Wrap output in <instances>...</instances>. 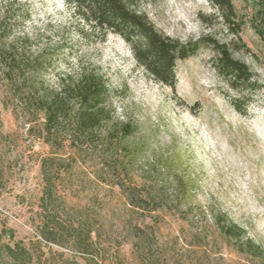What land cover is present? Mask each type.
<instances>
[{"label":"rangeland","instance_id":"1","mask_svg":"<svg viewBox=\"0 0 264 264\" xmlns=\"http://www.w3.org/2000/svg\"><path fill=\"white\" fill-rule=\"evenodd\" d=\"M232 2L248 49L231 54L250 81L231 84L203 45L176 61L170 87L120 35L102 38L66 0H0L8 34L0 47L25 38L30 54L49 56L40 75L51 88L67 75L102 76L113 122L133 127L119 159L100 145L115 124L102 128L96 149L50 147L42 115L27 123L0 65V232L12 234L0 237V264H264V24L259 35L248 21L254 0ZM135 9L170 40L236 41L206 0H136ZM43 159L60 170L51 213L41 201ZM115 183L144 185L132 199L140 206ZM146 190L161 205L139 201ZM231 224L244 230L241 241L223 233ZM245 239L263 254L248 253ZM16 243L18 260L1 251Z\"/></svg>","mask_w":264,"mask_h":264},{"label":"trees","instance_id":"2","mask_svg":"<svg viewBox=\"0 0 264 264\" xmlns=\"http://www.w3.org/2000/svg\"><path fill=\"white\" fill-rule=\"evenodd\" d=\"M66 1L75 7L82 19L102 38L109 32L120 35L130 45L137 63L162 84L174 87L176 61L192 57L203 45H209L215 50L217 58L214 67L231 84L248 83L252 78L247 66L235 60L231 54L233 48L248 49L239 44L242 20H239L232 0H206L220 13L226 30L236 38V41L229 44L219 43L208 37L185 43L170 40L159 34L145 15L135 9L136 0ZM254 2L257 6H250L248 21L256 33L262 35V30L256 24L259 21L264 24V0ZM7 36L4 28H1L0 42ZM26 41L22 38L8 48L0 47V65L3 69L4 82L16 89L17 106L31 116L27 123H32L38 115H42L40 136L43 142L57 149L67 143V146L76 150H80L84 145L89 149L98 148L99 132L103 127L115 124L112 129H108L100 145L103 148L108 147L110 151L113 150L115 157L119 159V154L121 152L125 154L127 151L123 141L133 133V127L128 123L120 126L113 122L107 105L108 87L103 77L95 73L82 74L77 78L67 75L59 79L57 88H51L40 75L51 58L45 53L30 54ZM48 162L54 160L43 159L41 163L43 182L41 201L47 213H51L48 207H51L56 199L54 179L59 177L60 170L53 165L48 167ZM115 184L133 207L140 206L139 202H132V199L136 192L144 189V185L126 190L123 184ZM149 193L146 190L142 197L149 198L140 197L139 201L145 202L146 199H150L153 203L161 205V201L158 202L153 198V194ZM90 233H87L88 237ZM223 233L237 241H241L245 234L244 230L235 224L224 228ZM2 235H8L10 240L12 238L11 232L5 229L0 232V237ZM244 247L250 254H263L262 248L252 240L245 239ZM16 249L18 252L19 250L24 252L17 243L14 247L4 244L1 251L18 260L21 256L17 254Z\"/></svg>","mask_w":264,"mask_h":264}]
</instances>
